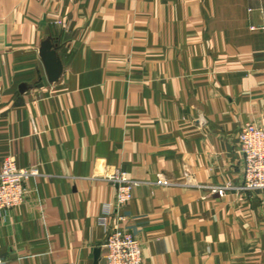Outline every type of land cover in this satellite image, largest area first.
Segmentation results:
<instances>
[{"label":"crops","instance_id":"crops-1","mask_svg":"<svg viewBox=\"0 0 264 264\" xmlns=\"http://www.w3.org/2000/svg\"><path fill=\"white\" fill-rule=\"evenodd\" d=\"M247 123L264 125V0H0V171H39L0 211V264H100L116 168L139 181L122 210L143 264H264Z\"/></svg>","mask_w":264,"mask_h":264},{"label":"built area","instance_id":"built-area-1","mask_svg":"<svg viewBox=\"0 0 264 264\" xmlns=\"http://www.w3.org/2000/svg\"><path fill=\"white\" fill-rule=\"evenodd\" d=\"M239 150L244 158V181L240 189L252 191L264 189V125L245 124L240 132ZM39 175L36 168H21L13 156L4 159L0 171V211L15 208L26 201L28 189L26 183ZM159 182L164 183L159 174ZM105 178L116 187L115 199L104 205L100 223L107 230L103 243L104 254L100 264H143V248L139 240L129 232L124 222L123 212L134 198V190L139 181L128 177L127 173L115 169ZM223 193V189H220ZM114 216L115 221L110 222Z\"/></svg>","mask_w":264,"mask_h":264},{"label":"water","instance_id":"water-1","mask_svg":"<svg viewBox=\"0 0 264 264\" xmlns=\"http://www.w3.org/2000/svg\"><path fill=\"white\" fill-rule=\"evenodd\" d=\"M41 55L44 59V63L50 80H55L62 69V65L61 61L54 54V50L52 49V45L50 43H46L43 45L41 49ZM95 264H99V261H96Z\"/></svg>","mask_w":264,"mask_h":264}]
</instances>
